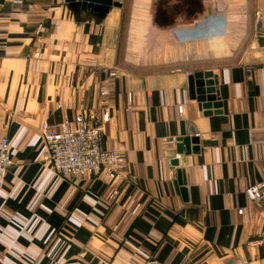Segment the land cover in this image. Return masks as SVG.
I'll return each mask as SVG.
<instances>
[{
  "label": "crops",
  "instance_id": "crops-1",
  "mask_svg": "<svg viewBox=\"0 0 264 264\" xmlns=\"http://www.w3.org/2000/svg\"><path fill=\"white\" fill-rule=\"evenodd\" d=\"M116 1L101 19L63 0H0V137L13 162L0 264H264V242L250 244L264 209L244 194L264 179V0ZM197 71L216 77L217 113L189 95ZM104 86L102 147L126 166L60 177L40 123L83 111L100 124Z\"/></svg>",
  "mask_w": 264,
  "mask_h": 264
},
{
  "label": "built area",
  "instance_id": "built-area-1",
  "mask_svg": "<svg viewBox=\"0 0 264 264\" xmlns=\"http://www.w3.org/2000/svg\"><path fill=\"white\" fill-rule=\"evenodd\" d=\"M115 74L113 70L108 73L110 77ZM108 94L109 88L102 87L99 93L102 111L100 124H93L92 116L83 111L78 112L72 119L65 117L56 123L47 121L40 123L44 157L60 177L69 178L82 176L84 173H97L113 179L126 166V157L122 151L102 147L104 125L110 119V113L106 107ZM178 110L181 112L182 107L179 106ZM12 164L9 139L2 136L0 137V189ZM244 194L264 209V179L248 185ZM263 242L264 229L250 244L257 246ZM143 264L162 263L150 259Z\"/></svg>",
  "mask_w": 264,
  "mask_h": 264
},
{
  "label": "water",
  "instance_id": "water-1",
  "mask_svg": "<svg viewBox=\"0 0 264 264\" xmlns=\"http://www.w3.org/2000/svg\"><path fill=\"white\" fill-rule=\"evenodd\" d=\"M69 7L74 5H81L85 10L91 14L92 17L98 16L104 18L109 10L114 6H120L116 0H63ZM258 29L260 24H258ZM258 41L264 45V37L258 33ZM189 95L196 99L203 109L204 114L217 113L221 103L217 96V80L212 71H197L189 76ZM198 139L191 137L190 142L197 144ZM196 145L194 149H196ZM178 178L181 184H184L182 171H178Z\"/></svg>",
  "mask_w": 264,
  "mask_h": 264
},
{
  "label": "rangeland",
  "instance_id": "rangeland-1",
  "mask_svg": "<svg viewBox=\"0 0 264 264\" xmlns=\"http://www.w3.org/2000/svg\"><path fill=\"white\" fill-rule=\"evenodd\" d=\"M128 1V0H127ZM129 1H131V0H129ZM130 6V5H129Z\"/></svg>",
  "mask_w": 264,
  "mask_h": 264
}]
</instances>
